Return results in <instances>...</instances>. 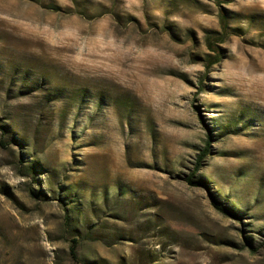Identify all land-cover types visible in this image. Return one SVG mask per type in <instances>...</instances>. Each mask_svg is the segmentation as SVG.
<instances>
[{"label": "rangeland", "instance_id": "obj_1", "mask_svg": "<svg viewBox=\"0 0 264 264\" xmlns=\"http://www.w3.org/2000/svg\"><path fill=\"white\" fill-rule=\"evenodd\" d=\"M0 264H264V0H0Z\"/></svg>", "mask_w": 264, "mask_h": 264}, {"label": "trees", "instance_id": "obj_2", "mask_svg": "<svg viewBox=\"0 0 264 264\" xmlns=\"http://www.w3.org/2000/svg\"><path fill=\"white\" fill-rule=\"evenodd\" d=\"M220 17H221L220 23H221L222 31L217 32L214 35L212 34L211 36H209V38H207V46L210 50L215 51L217 53L216 57L220 56L218 43L224 41L229 36L228 15L222 10L220 13ZM216 59L209 60L208 65H211V63L215 62ZM3 142H4V140L1 139V143H3ZM206 151H207V149L205 150V152L203 154L200 155V158L198 159V165H200L201 159L204 158V156L206 155V153H207ZM193 176H194V174L187 176V180L189 181V183L196 184L197 182H202L201 180L198 181V180L193 179ZM212 201H213L214 205L219 209V211L238 217L237 213L235 212V210L233 208H230L229 206H227L223 203H220L219 200H217L215 197L212 198ZM68 219H69V217L67 216V222H69ZM78 241L79 240L75 237L71 241V253L75 258L78 257V253H77Z\"/></svg>", "mask_w": 264, "mask_h": 264}]
</instances>
